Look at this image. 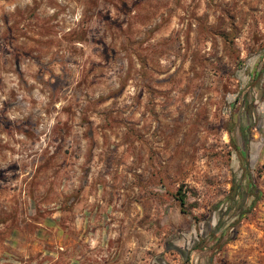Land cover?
<instances>
[{
  "label": "rangeland",
  "instance_id": "1",
  "mask_svg": "<svg viewBox=\"0 0 264 264\" xmlns=\"http://www.w3.org/2000/svg\"><path fill=\"white\" fill-rule=\"evenodd\" d=\"M263 201L264 0H0V264H264Z\"/></svg>",
  "mask_w": 264,
  "mask_h": 264
},
{
  "label": "crops",
  "instance_id": "2",
  "mask_svg": "<svg viewBox=\"0 0 264 264\" xmlns=\"http://www.w3.org/2000/svg\"><path fill=\"white\" fill-rule=\"evenodd\" d=\"M248 201H245V198L242 200V203L245 204ZM236 204L235 201H231V208L234 207ZM256 217L253 220L249 221H243L240 226V232L242 233V238L245 237L247 240V243H260V240L264 242V201L261 202L257 209H256ZM252 232H256V242H254L249 235L253 234ZM246 234V235H245ZM260 239V240H259ZM252 259V257H251ZM250 259V260H251Z\"/></svg>",
  "mask_w": 264,
  "mask_h": 264
},
{
  "label": "trees",
  "instance_id": "3",
  "mask_svg": "<svg viewBox=\"0 0 264 264\" xmlns=\"http://www.w3.org/2000/svg\"><path fill=\"white\" fill-rule=\"evenodd\" d=\"M231 191H235V194L238 193L239 191L244 192V189L242 190V188H241V182H240V186H239L237 181H235L234 188L232 187ZM176 200L179 202L180 208H181V210L183 212V207L185 206V197H184V195L181 194L180 189L176 193ZM241 215H242V213L240 214V216ZM237 218H238V216H237Z\"/></svg>",
  "mask_w": 264,
  "mask_h": 264
}]
</instances>
